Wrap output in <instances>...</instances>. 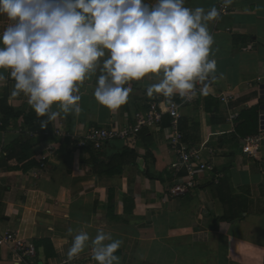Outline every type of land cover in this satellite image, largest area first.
I'll list each match as a JSON object with an SVG mask.
<instances>
[{
  "label": "crops",
  "instance_id": "1",
  "mask_svg": "<svg viewBox=\"0 0 264 264\" xmlns=\"http://www.w3.org/2000/svg\"><path fill=\"white\" fill-rule=\"evenodd\" d=\"M185 6L207 11L221 5L220 0H186ZM6 22L0 18V30ZM209 30L216 80L207 95L198 92L187 102L179 96L149 97L147 86L157 82L150 77L129 82L127 103L112 111L95 101L93 76L77 93L80 113H61L41 128L47 117H38L22 94L11 95L15 82L4 71L0 264H15L14 245L2 240L7 232L36 247L31 264H65L69 228L73 235L84 230L93 238L100 229L110 232L122 241L120 264H264V133L255 155L243 151V139L259 130L264 103V0H233ZM228 92L235 97L223 103L218 96ZM170 100L183 103L180 129L214 167L184 195L171 194L176 183L171 164L178 156L169 143L168 114L156 127L111 140L102 149L78 148L69 136L96 127H124L137 113H148L150 102ZM229 110L239 117L229 121ZM22 127L50 134L29 136L19 132ZM43 157L48 169L40 171ZM91 248L89 242L67 264H97Z\"/></svg>",
  "mask_w": 264,
  "mask_h": 264
},
{
  "label": "clouds",
  "instance_id": "2",
  "mask_svg": "<svg viewBox=\"0 0 264 264\" xmlns=\"http://www.w3.org/2000/svg\"><path fill=\"white\" fill-rule=\"evenodd\" d=\"M232 3L220 0L206 11L186 7V0H0V18L8 21L0 30V80L7 71L11 95L22 94L47 117L41 128L61 113L78 115L80 85L93 76L95 101L112 111L127 103L129 82L150 77L157 82L147 86L149 97L190 101L216 80L209 24ZM68 234V259L90 242L97 264H120L122 241L110 232Z\"/></svg>",
  "mask_w": 264,
  "mask_h": 264
},
{
  "label": "built area",
  "instance_id": "3",
  "mask_svg": "<svg viewBox=\"0 0 264 264\" xmlns=\"http://www.w3.org/2000/svg\"><path fill=\"white\" fill-rule=\"evenodd\" d=\"M226 10V9H224ZM235 95L233 93H221L218 98L223 103H229ZM184 102H187L186 100ZM183 103L170 100L163 105L161 102H150L149 111L146 114L137 113L134 121L124 127H96L92 128L83 136L69 135L76 147L93 149H102L103 146L115 139L127 140L138 135L144 128H153L162 123L164 114H168L171 118L169 143L171 148L178 156V160L171 164L173 177L176 183L171 188L173 196H181L193 188L200 185V177L203 173L214 170L213 164L203 156L202 149L196 147L193 143L186 140L184 133L180 129L181 106ZM239 117V112L228 111L227 119L233 121ZM264 111L259 112V130L255 134L247 135L244 139L243 151L255 155V149L259 146L264 133ZM20 133L34 136L38 134L49 135L48 130H40L34 128H20ZM55 134L61 135L63 132L55 130ZM67 135V134H64ZM47 157H43V161L39 166L40 171L47 170ZM41 173V172H40ZM35 176H39V171L35 172ZM215 181H219L216 175ZM3 242L14 245L16 255L15 264H31V260L36 256V247L31 244L18 240L12 232H7L2 237ZM68 258L63 259V263L67 264Z\"/></svg>",
  "mask_w": 264,
  "mask_h": 264
},
{
  "label": "water",
  "instance_id": "4",
  "mask_svg": "<svg viewBox=\"0 0 264 264\" xmlns=\"http://www.w3.org/2000/svg\"><path fill=\"white\" fill-rule=\"evenodd\" d=\"M260 94H261V100L264 102V83L260 85ZM261 110L264 111V103L262 105V109Z\"/></svg>",
  "mask_w": 264,
  "mask_h": 264
},
{
  "label": "trees",
  "instance_id": "5",
  "mask_svg": "<svg viewBox=\"0 0 264 264\" xmlns=\"http://www.w3.org/2000/svg\"><path fill=\"white\" fill-rule=\"evenodd\" d=\"M87 148V147H86ZM118 173H119V170H118Z\"/></svg>",
  "mask_w": 264,
  "mask_h": 264
},
{
  "label": "rangeland",
  "instance_id": "6",
  "mask_svg": "<svg viewBox=\"0 0 264 264\" xmlns=\"http://www.w3.org/2000/svg\"><path fill=\"white\" fill-rule=\"evenodd\" d=\"M8 22H6V24H7Z\"/></svg>",
  "mask_w": 264,
  "mask_h": 264
}]
</instances>
